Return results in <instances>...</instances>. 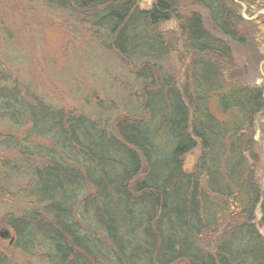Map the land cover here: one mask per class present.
<instances>
[{"label": "trees", "instance_id": "obj_1", "mask_svg": "<svg viewBox=\"0 0 264 264\" xmlns=\"http://www.w3.org/2000/svg\"><path fill=\"white\" fill-rule=\"evenodd\" d=\"M43 1L85 21L140 83L128 109L103 124L0 85L1 116L28 125L20 153L43 159L20 163L33 207L4 216L15 246L39 247L47 264H207L209 250L217 264H264V191L243 166L264 93L241 81L246 65L233 53L264 60L261 14L241 15L243 6L250 17L264 10V0H152L147 8L141 0ZM189 5L206 13L180 12ZM172 51L186 57L183 91L161 67ZM210 97L220 112L237 111L232 122L213 114ZM197 144L201 169L185 171L182 157ZM0 264H12L2 251Z\"/></svg>", "mask_w": 264, "mask_h": 264}, {"label": "rangeland", "instance_id": "obj_2", "mask_svg": "<svg viewBox=\"0 0 264 264\" xmlns=\"http://www.w3.org/2000/svg\"><path fill=\"white\" fill-rule=\"evenodd\" d=\"M151 3L152 0H141L140 6L147 8ZM192 9L202 15L206 13L203 8L195 5L182 6L180 12L184 14ZM257 14H261L264 34V12L259 10L250 17L244 9L241 10L246 21L253 20ZM239 27L242 30L247 26L241 22ZM162 28L168 31L172 26L165 24ZM254 32L259 34V29ZM256 44L258 46L254 37H250L247 47H253L252 51L255 52ZM233 53L235 61L243 60L246 65L241 81L264 93V60H256L254 63L246 60L244 49L239 52L234 48ZM185 64L186 57L181 59L180 54L172 51L170 58L166 57L161 65L163 70L174 74L177 84L183 81L180 82L183 86H179L182 91L183 87L190 88L188 72L185 73V80L183 78ZM131 68V62L125 63L115 50L105 48L97 33L69 11L48 6L43 0H0V69L4 73V80H0V85L16 88L26 101L38 99L54 108H63L73 114L82 113L103 124L109 118L114 120L118 115L121 116L128 109L129 93L140 83L130 73ZM208 101L211 111L219 120L232 122L237 116L234 109L220 112L214 97H210ZM263 114L259 111L255 117L253 140L256 144L246 153L248 159L243 164L245 172L253 171L255 184H259L262 191ZM27 126L23 123L12 124L0 113V229L7 228L14 237V231L5 223L4 216L8 213L17 216L33 207L30 204L31 197L27 196L29 175L25 169L20 168V163L23 161L31 165L30 160H33L32 165H39L43 161L37 154L28 156L20 153L21 149L17 144L25 136ZM9 136L14 139V143L6 142ZM29 140L48 144L38 138L30 137ZM251 152L259 155L257 164L250 160ZM202 153L201 146L197 144L184 154L183 169L200 171V165L203 164ZM5 160L18 164V169L9 170ZM204 178L202 176V181ZM203 188L206 189L205 186ZM259 231L264 235V227H259ZM15 243V239L9 243V239L0 238V251L8 256L12 264H47L39 247L31 248L27 253L15 246Z\"/></svg>", "mask_w": 264, "mask_h": 264}, {"label": "water", "instance_id": "obj_3", "mask_svg": "<svg viewBox=\"0 0 264 264\" xmlns=\"http://www.w3.org/2000/svg\"><path fill=\"white\" fill-rule=\"evenodd\" d=\"M243 9H245V6H243ZM260 11L264 12V10H260ZM0 238L9 239V243H12L14 239V237L10 234L7 228L0 229ZM206 263L207 264H217L215 256L213 255L211 251L206 252Z\"/></svg>", "mask_w": 264, "mask_h": 264}]
</instances>
